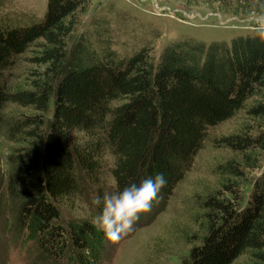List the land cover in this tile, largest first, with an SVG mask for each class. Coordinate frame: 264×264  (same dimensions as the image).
Wrapping results in <instances>:
<instances>
[{
	"label": "trees",
	"instance_id": "obj_1",
	"mask_svg": "<svg viewBox=\"0 0 264 264\" xmlns=\"http://www.w3.org/2000/svg\"><path fill=\"white\" fill-rule=\"evenodd\" d=\"M211 2L230 14H247L251 6V0ZM82 3L46 0L42 17L26 23L25 14L4 9L7 0H0V125L16 145L5 183L10 204L0 212L8 209L13 228L26 231L22 241L39 251L60 256L69 247L78 264H98L106 237L95 222L94 200L163 174L167 183L149 219L190 166L207 128L250 100L244 108L252 123L213 140L238 156L215 165L220 189L199 201V243L177 264H229L240 254L247 264H264V171L244 175L260 167L264 154V42L251 32L207 43L176 39L157 56L146 45L120 53L111 47L103 14L73 36ZM33 42L31 62L41 68L29 70L24 86H8L13 57ZM6 103L26 111L5 117ZM76 170L93 188L91 215L64 229L53 222L57 204L78 189Z\"/></svg>",
	"mask_w": 264,
	"mask_h": 264
},
{
	"label": "rangeland",
	"instance_id": "obj_2",
	"mask_svg": "<svg viewBox=\"0 0 264 264\" xmlns=\"http://www.w3.org/2000/svg\"><path fill=\"white\" fill-rule=\"evenodd\" d=\"M212 0H83L80 11L72 18L73 36L86 26L93 15L103 14L109 22L112 48L120 53L130 54L146 45L151 55L176 39L195 38L205 43L212 40H229L236 35L250 34L248 14H230L216 10L217 2ZM46 0H7L4 9L21 12L28 23L42 17ZM37 42L31 43L22 53L13 57L7 72V85L24 86L29 70L41 67L32 63ZM234 111L231 117L209 126L200 149L192 159L182 178L175 184L163 206L149 219L143 214L133 230L119 243L104 241V251L98 264H177L187 258L189 248L199 243L201 230V198L215 189H220L215 165L238 155L228 148L217 147L214 139L237 132L252 121L245 116V105ZM26 109L6 103L1 108L5 117L15 116ZM49 115V114H48ZM254 130V129H251ZM16 145L7 138L5 128L0 125V205L7 200L5 183L9 174L10 161ZM107 167L104 180L108 189L113 188V178L108 169L112 157L106 153ZM260 167L244 170L247 178L264 171V154L259 159ZM77 191L68 199L57 204L59 217L53 222L65 229L68 222L90 217L93 202L92 189L76 170ZM242 190V189H241ZM248 186H243V192ZM0 264H78L69 247L60 256L55 252L39 251L33 242L22 241L21 232L15 230L11 213L0 212ZM91 220L94 217L91 216ZM22 241V242H20ZM246 254H240L229 264H247Z\"/></svg>",
	"mask_w": 264,
	"mask_h": 264
},
{
	"label": "clouds",
	"instance_id": "obj_3",
	"mask_svg": "<svg viewBox=\"0 0 264 264\" xmlns=\"http://www.w3.org/2000/svg\"><path fill=\"white\" fill-rule=\"evenodd\" d=\"M248 22L254 36L264 42V3L261 0H251ZM166 183L164 175L157 174L139 185L133 183L122 190L106 192L102 199L97 197L94 204L100 206V212L95 222L106 239L116 244L130 234L141 214L150 212L153 202H158Z\"/></svg>",
	"mask_w": 264,
	"mask_h": 264
}]
</instances>
